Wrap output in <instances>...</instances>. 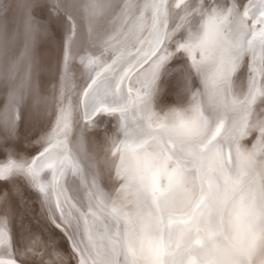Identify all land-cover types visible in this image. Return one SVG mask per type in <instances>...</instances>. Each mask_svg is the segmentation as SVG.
Segmentation results:
<instances>
[{
    "label": "snow or ice",
    "instance_id": "snow-or-ice-1",
    "mask_svg": "<svg viewBox=\"0 0 264 264\" xmlns=\"http://www.w3.org/2000/svg\"><path fill=\"white\" fill-rule=\"evenodd\" d=\"M182 4L184 14L172 33L167 0L53 5L67 19L69 49L77 32L70 7L84 10L90 28L99 15L119 8L121 27L102 40L100 57L113 40L147 47L137 48L134 61L120 71L117 66L125 60L127 47L116 51L110 62L82 56L81 63L94 72L89 73L90 82L83 85L76 105L61 92L56 126L30 159L17 158L10 150L23 84L11 88L0 112V153L6 157L0 160V183H12L11 193L0 191L5 205L0 214L3 254L13 255L8 251L7 205L10 195H19L15 179L24 177L41 194L52 223L65 232L78 264H264V84L257 80L264 77V0H201L195 6L177 0L175 7ZM46 6L42 0H0V16L6 19L23 8L25 30L34 38L43 25L33 10ZM186 24L187 37L173 41L172 34ZM166 41L174 43V50ZM178 53L187 62L169 67ZM244 67L250 73L247 88L237 92L235 82ZM15 68L13 64L9 80H15ZM173 75L177 101L160 106L164 78ZM26 79H31L30 71ZM80 105L86 128L104 132L103 157H94L93 166L102 163L110 176L114 170L119 182L108 193L93 174L87 211L76 208L61 187L65 169L83 174L67 146L72 112ZM96 117H109L115 124L111 130L101 129ZM252 131L259 135L248 149L240 141ZM45 169L51 175L47 181L42 177ZM43 247V253L36 246L25 254H39L40 264H55L53 254L59 253L49 251L47 243ZM0 264L18 262L9 258Z\"/></svg>",
    "mask_w": 264,
    "mask_h": 264
},
{
    "label": "rangeland",
    "instance_id": "rangeland-1",
    "mask_svg": "<svg viewBox=\"0 0 264 264\" xmlns=\"http://www.w3.org/2000/svg\"><path fill=\"white\" fill-rule=\"evenodd\" d=\"M50 1L51 0L49 1L42 0V2L47 6L36 8L34 9L35 11L33 10L32 13L33 16H35L37 20L40 22V24L43 25V28L35 34L34 38L30 36L25 30L26 16H25V10L23 8H17L14 11L10 12L6 19L3 16H0V22L2 21L8 22L7 24L9 29L8 44L10 47V51L13 52V54L17 50L21 49L23 52L22 55H25V53H28V51L30 50L32 52L31 54H35L31 58V60L34 63V62H38V59L39 60L41 59L40 57L41 49L43 48L48 49L51 57V59L49 60L50 65L47 68V73L45 74L44 78L39 79L41 86L43 88H46V90H50L52 88H53L52 90H54L55 88L63 87L65 90H68L72 93L70 100L72 101L73 105H76L78 101V96L82 92L83 85L85 84L86 81L90 82L89 73L94 74L92 68H86L81 63V57L82 56L83 57L92 56L93 58L100 57L101 43L94 44V43L82 41L75 35L73 37V42L69 49L68 46L66 45V37L69 35L67 19L66 18L61 19V17L63 16V10H61L60 13H57L55 8L53 7V5H56L57 3L61 5L62 3H59L60 0L58 1L52 0V3L50 4ZM15 2L23 4L26 2V0H15ZM185 2L188 5L195 6V5H199L201 3V0H185ZM204 2L208 3V2H212V0H204ZM216 2L220 4H224L230 2V0H216ZM241 2H244V0H241ZM174 3H177V1L167 0V9H168L167 20H168V31L170 33H172V29L175 28L178 23H180L179 17L184 14V5L182 4L180 8H176ZM172 4H174L173 5L174 7L172 6ZM196 19L198 20L199 17L197 16ZM191 20L192 17L190 16L189 21ZM187 32H188V25L186 24L183 28L178 29L175 33L172 34V40L173 41L179 40L182 37L186 38ZM144 35L145 37H147L146 32L144 33ZM166 43L169 45L170 49L174 50L175 48L174 43H172L171 41H166ZM26 47L28 49L27 52H25ZM125 47L128 48V53L126 54L125 60L122 61L117 66V71L122 70L129 61H134V59L137 56V48L140 47L146 48L147 45L136 44L135 46H130V45L126 46L122 39L113 40L112 48H110L107 52H105L104 56L100 57V59L107 60L110 62L115 52L123 50ZM66 55L68 56L67 68L65 66ZM248 59L249 58H246L245 63H247ZM186 62H187L186 56L183 53H178L173 58V60L169 62V67H172V65L173 67L176 66L178 67L180 65L185 64ZM74 69L75 72H72ZM241 73L238 74V78L236 79L235 82V90L237 92H239L242 88L246 90L248 84V78L250 75L247 67H244ZM132 79L135 80L136 77L134 76ZM257 80L261 84H264V77L257 76ZM10 82H13V80H10ZM10 82H9V74H0V84L4 85L6 83L5 84L6 86L5 85L0 86V88L2 87L0 90V112H3L4 105L8 100V91L4 92V90L2 89L3 88L5 89L7 86L12 85V83ZM176 82L174 83V88L177 85ZM197 82H198L197 84L200 85L201 82L199 78H197ZM125 86L126 87L128 86L127 82ZM177 91H178V86L174 90L175 93L173 94L174 95L173 97L175 99L174 102H176L178 98ZM18 105L21 106V107L18 106L19 109L18 121L20 123H18L17 121V127L19 126L17 128L18 131L14 136V138H12L9 141L10 150L18 154L17 158L30 159L35 155H38V153L42 150L41 141L42 138L46 135L43 134V132L41 133L40 129L37 131L38 127L37 129H35L36 126L34 125L35 126L34 127L32 126L33 125L32 123L30 124V121L26 114L27 110L23 106V104L19 102ZM24 110H26V112ZM83 111H84L83 105L74 108V114L76 115L77 123L81 127L86 128V122L83 118ZM24 115L27 116L26 118L28 120H26ZM22 117L24 118L22 119ZM94 119L100 121L101 129L107 126L111 130L113 128V125L115 124V121L109 117H104L103 120H101V118L99 117H96ZM27 121H29L30 125H28ZM22 124L25 125V127H29L30 129L22 127ZM27 129L29 132H27ZM33 129L34 131L36 130V132H34L35 134L32 132ZM86 129L87 131H90L92 133H98L104 137V132L102 130L97 131L95 129H88V128ZM37 132L39 133L36 134ZM258 135H259L258 132L252 131L248 135H246V137L252 139L253 141L252 143L254 144L256 143V139ZM70 137L71 138H69V136L67 137L68 139L67 146L70 151V155L78 159L83 174L74 175L71 169H65L63 176L61 178V187L65 190L66 195H68L71 198V201L76 205V208H78L80 211H87L88 194H89V188L93 174H97V183L103 190H105L104 182L101 181L100 179V171L102 166L101 164H96L93 167V160L90 161L89 159L90 157L86 152V150L82 146H80L77 140H75L76 138L72 137L71 135ZM5 158H6L5 154L0 153V160H3ZM42 175L45 181L50 180L51 178L50 170L48 169H45ZM14 183L19 190V195H10V201L7 205V209H8L7 216L8 218H10L9 220L7 219V229L10 233V239H11V246L8 249V251L11 252L13 255L9 257L8 255L3 254V251L0 250V260L6 261L9 258H13L18 262V264H40L41 256L39 254H37L36 256L33 253L32 255L31 252L30 254L28 253L30 256L28 254L27 256H25L26 254L23 251L26 250L25 248H23V246L26 247L27 249L34 246H39V250L41 248L40 253H43L45 250L43 245L47 243L50 245V248L48 249L49 251H51V249L54 246H55L54 249H57L56 252L60 251L58 256L55 253L53 254L52 259L55 261V264H78V257L74 255L71 247V243L69 239L66 237L65 232L62 229L57 228L55 224L52 223V220L50 219L48 206L43 202L41 194L35 188L29 186V184L26 182L24 177H18L17 179H15ZM0 191H8L9 193H11L12 183H0ZM0 205H1L0 213H2L4 212L5 205L3 203ZM56 219L57 222H59L58 213L56 215ZM8 221L11 224H9ZM12 222H14V226L12 225L13 224ZM29 234L31 239L28 236ZM34 235L35 236L39 235V238L41 240L37 237L35 238ZM29 239L31 241H29ZM32 239H35V241L38 244ZM23 242L27 244L25 243L23 244ZM32 244L35 245L32 246ZM43 259L45 261H48L49 257L45 255Z\"/></svg>",
    "mask_w": 264,
    "mask_h": 264
},
{
    "label": "bare ground",
    "instance_id": "bare-ground-1",
    "mask_svg": "<svg viewBox=\"0 0 264 264\" xmlns=\"http://www.w3.org/2000/svg\"><path fill=\"white\" fill-rule=\"evenodd\" d=\"M173 1H177V0H173ZM126 2H127V0H111V3L113 5H120V4L126 3ZM51 3H52V0L50 1V4ZM54 3H56V2H54ZM59 3H62V5H65V6H70V5H76L77 3H79V0H60ZM174 4H176V3H174ZM174 4H172V6ZM69 10L76 17V23H77L76 37H78L82 41H86V42H90V43H94V44H100L102 42V40H106V39H108L109 36L115 35V33L118 32L120 25L122 23V21L120 19L118 7H113L109 11H107L106 13L99 15L96 18L95 22L91 25V28L89 26L88 20L84 18L87 14L84 12V10L82 8L70 7ZM172 13H173V11H172ZM7 24H8V22H4V21L0 22V74H9L10 71L12 70L13 64H15L16 65V68H15L16 78H15V80H13V82H10V80H9V82L12 83V85H9L5 89L3 88L2 90H4V92L8 91V94H9V91L11 90V88L13 86H20L21 84H23V87L21 88V98H20L19 102L22 103L23 106L26 108V110H27L26 114L28 116L30 124L32 123L33 124L32 126L35 125L36 126L35 129H37V127H38L37 131L40 129L41 133L43 132V134L47 135L56 126V118H57V114L59 112L58 99L60 98L61 92H63V94L69 100L71 99L72 93L68 90H65L63 87L62 88H55L54 90H52L53 88L50 90H46V88H43L41 86L39 79L44 78L45 74L47 73V68L50 65L49 60L51 59V57H50L48 49H44V48L41 49V51H40L41 59L40 60L38 59V62H34V63L31 60V58L35 54H31L32 52L30 50L28 51V53H25V55H22L23 52L21 49L17 50L13 54V52L10 51V47L8 44L9 29H8ZM24 35H26V34H24ZM55 49H57V48H55ZM77 52H79V51H77ZM56 53H58V52H56ZM172 67H173V65H172ZM29 71L31 73V79L30 80L26 79V76L29 73ZM72 72H75V69ZM175 82H176V79L174 78V75L173 76H165L164 85H163L164 91L158 97V103L160 106H168V105H173V103H175L174 102L175 99L173 97L174 96L173 94H175L174 90L178 86V85H176V87L174 88ZM2 85L0 84V86H2ZM1 88H0V90H1ZM37 94L40 97L39 102L36 99ZM73 96H74V94H73ZM6 103H7V101H6ZM19 107H21V106H19ZM26 110H24V111L26 112ZM21 112H23V111H21ZM19 113H20V111H19ZM27 116H25V118ZM23 118L24 117H22V119ZM28 119L26 118V120H28ZM18 120H19V118L17 119V121ZM29 121H27L28 125H30ZM18 123H20V122L18 121ZM22 127H25V125L22 124ZM25 128H29V127H25ZM32 128H31V130H32ZM21 129H23V128H21ZM25 131H26V129H25ZM27 132H29L28 129H27ZM32 132L34 133V132H36V130L34 131V129H33ZM38 133L39 132H37L36 134H38ZM70 135L72 137L76 138L75 140H77V142L80 144V146H82L86 150V152L88 153V155L90 157L89 158L90 161L93 160L94 157H98V158L103 157V149L106 147L105 138L98 133H92L90 131H87L86 128L81 127L77 123L76 115L74 114V110L72 112V126L68 132L67 137L69 136V138H71ZM70 140H69V142H70ZM35 141H37V140H35ZM40 141H41V138H40ZM252 142H253L252 139H250L249 137H246V136L243 137L240 141V143L248 149H250L252 147V145H253ZM77 156H80V155H77ZM85 158H86V156H85ZM86 164H87V162H86ZM100 164L102 166L101 171H100V179H101V181L104 182V186H105L104 191L108 192V193H112L114 191V188L119 186V182L115 180V172L113 170L111 173V176H110L108 168L103 166L102 163H100ZM0 204H2V203H0ZM2 213H0V214H2ZM9 219L10 218H8V220ZM12 223H13L12 225L14 226V222H12ZM9 224H11V223L9 222ZM32 231H34V230H32ZM32 231H31V233H32ZM35 232H36V230H35ZM28 236L30 238V234ZM36 237L39 238V235L35 236V238ZM30 239H29V241H31ZM32 240L35 241V239H32ZM36 240H38V239H36ZM24 243L25 242H23V244ZM25 244H27V243H25ZM33 245H35V244H32V246ZM34 247H36V246H34ZM23 248H25V250L27 249L24 246H23ZM40 250H41V248H40ZM55 250H57V249H55ZM23 252H25V251H23ZM29 254H30V252H29ZM31 254H32V252H31ZM35 255L37 256V254H35ZM25 256H27V254Z\"/></svg>",
    "mask_w": 264,
    "mask_h": 264
}]
</instances>
